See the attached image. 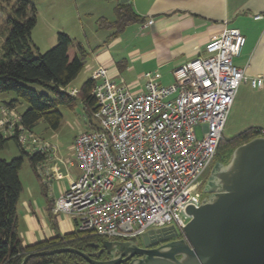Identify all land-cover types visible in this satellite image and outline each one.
Wrapping results in <instances>:
<instances>
[{
    "label": "built area",
    "instance_id": "1",
    "mask_svg": "<svg viewBox=\"0 0 264 264\" xmlns=\"http://www.w3.org/2000/svg\"><path fill=\"white\" fill-rule=\"evenodd\" d=\"M243 45L238 30L224 29L202 56L174 69L172 85L160 86L145 74L144 90L136 94L111 81L106 68L97 69L90 79L92 126L71 146L79 175L54 201L52 213L74 221L79 232L108 240L168 226L180 232L188 219L185 208L200 203L201 181L238 88L248 81L232 63ZM248 82L258 89L263 80ZM17 122L15 110L0 109L4 133L11 135ZM26 133L19 134L20 143ZM44 149L33 152H49Z\"/></svg>",
    "mask_w": 264,
    "mask_h": 264
},
{
    "label": "crops",
    "instance_id": "2",
    "mask_svg": "<svg viewBox=\"0 0 264 264\" xmlns=\"http://www.w3.org/2000/svg\"><path fill=\"white\" fill-rule=\"evenodd\" d=\"M99 1L105 2L108 16H100L98 20L113 22L116 7L122 5L120 0ZM124 4L130 6L141 22L127 25L114 38H110L112 31L101 30L97 24L91 29L92 38L85 44L71 38L73 46L68 56L72 59L83 55L84 67L64 92L71 96L70 93L75 91L77 94L72 97L80 103L82 110L81 86L100 67L106 68L111 81L131 93L144 90L145 74H150L160 86L167 87L174 82V69L202 56L204 46L212 37L220 35L224 29H236L244 38V45L232 63L243 71L248 81L262 79L263 83L258 89H252L248 81L240 84L223 132L229 130L236 136L250 128L264 130V20H254L255 16L264 15V0H128ZM148 21H152L151 25L143 29ZM97 31L104 32L105 37L94 39ZM79 32H84V28L80 26ZM74 106L65 108L73 109ZM50 156L46 153L34 172L41 184L43 200L34 207L28 201L24 202L22 216L17 215V234L22 246L77 230L74 221L53 213L49 216L48 210L69 182L78 177V165L73 157L74 162H62L64 166L60 167L57 158ZM38 167L44 169L49 183L54 180L65 183L58 185L56 192L49 191L37 174Z\"/></svg>",
    "mask_w": 264,
    "mask_h": 264
},
{
    "label": "trees",
    "instance_id": "3",
    "mask_svg": "<svg viewBox=\"0 0 264 264\" xmlns=\"http://www.w3.org/2000/svg\"><path fill=\"white\" fill-rule=\"evenodd\" d=\"M141 22L128 4H122L115 9L113 22L99 19V29L112 31L110 38L119 35L123 29L132 23ZM10 30L0 49V96L13 93L14 100L0 102V108L15 110L22 102L27 109L18 115L11 135L0 128V151L7 141L12 140L19 151L29 159L30 167L36 173V164L41 161L45 153H26L21 148L19 134L32 133L39 122H43L51 131L59 129L62 116L59 106L71 108L75 104V97L69 96L64 89L77 77L84 67L83 55L68 56L73 46L71 38L63 33L56 34V42L52 48L40 54L32 44L30 35L36 24V11L29 2L15 0L14 6L7 19ZM81 52V47L77 45ZM33 86L45 90L38 92ZM93 82L87 80L80 89L79 99L84 105V115L87 125L92 126L91 114L94 111V100L91 94ZM263 131V133H262ZM264 137V130L250 128L231 139L220 140L215 159L224 162L227 153L236 146L248 142L255 137ZM22 159L14 158L10 161L0 159V264H20L29 254L42 251L70 247L81 253L96 254L103 240L90 233L74 231L70 234L59 235L33 245L22 246L17 234L16 207L22 186L19 181V171ZM208 175V171L205 176ZM49 207L48 214L52 215ZM94 245H99L97 249ZM102 254L99 260H106ZM26 264H88L81 257L74 254H59L54 256L34 257Z\"/></svg>",
    "mask_w": 264,
    "mask_h": 264
},
{
    "label": "water",
    "instance_id": "4",
    "mask_svg": "<svg viewBox=\"0 0 264 264\" xmlns=\"http://www.w3.org/2000/svg\"><path fill=\"white\" fill-rule=\"evenodd\" d=\"M227 155L210 170L199 205L185 208L188 219L180 232L168 226L138 238H103L100 247L94 245L99 250L93 255L64 247L29 254L20 264L65 253L88 264H264V137L242 143ZM102 254L106 260H99Z\"/></svg>",
    "mask_w": 264,
    "mask_h": 264
},
{
    "label": "rangeland",
    "instance_id": "5",
    "mask_svg": "<svg viewBox=\"0 0 264 264\" xmlns=\"http://www.w3.org/2000/svg\"><path fill=\"white\" fill-rule=\"evenodd\" d=\"M14 1L15 0H0V49L10 30L7 19L14 6ZM25 1L33 5L36 11V24L31 31L30 38L32 44L37 48L40 54H43L54 46L57 33L66 34L70 38L79 40L85 44L86 40L92 38L91 29L94 27L96 28L95 25L97 24L98 18L100 16H108V8L105 2L99 0ZM80 26L84 28V32H79ZM104 37V32L97 31L94 39L100 40ZM76 82H78V80H76ZM33 88L37 89L38 92L46 93L45 90L35 86H33ZM14 99L15 96L13 93H6L0 96V102H9ZM27 108L25 103L20 102L16 106L15 113L20 115ZM58 110L62 116L59 129L57 131H51L43 122H39L32 133H26L24 138L23 134L21 135V148L26 153H32L33 148L37 150L45 148L49 150L48 153H50L51 159L56 157L57 164L62 167L64 166L62 162L72 160L74 162V156L71 152L73 137L83 130H86L88 121L79 102H75L73 109L59 106ZM235 134L236 133H230L229 130H225L223 132L224 137H222L221 140L229 139L235 136ZM196 135L197 137L200 136L199 129L196 130ZM14 158L22 159L21 169L19 171V181L22 186V192L17 205V215L21 217L23 214L24 202L28 201L34 207L36 203L43 199L40 194L41 184L30 168L28 157L19 151V148L12 140H9L0 151V159L10 161ZM37 174L42 183H45L46 186H48V190L51 192H56L57 186L65 183V181L62 180H54L49 183L47 179L48 176L42 167L37 168ZM50 184L51 187L49 186Z\"/></svg>",
    "mask_w": 264,
    "mask_h": 264
},
{
    "label": "flooded vegetation",
    "instance_id": "6",
    "mask_svg": "<svg viewBox=\"0 0 264 264\" xmlns=\"http://www.w3.org/2000/svg\"><path fill=\"white\" fill-rule=\"evenodd\" d=\"M214 163H215V162H214ZM214 163L211 165L210 169L208 170V174H209L210 170L212 169ZM207 177H208V175L204 176V178H203L202 181H201V190H202V188H203L204 183H205L206 180H207ZM180 238H181V236L177 237V239H180ZM162 244H164V243H162ZM159 245H161V244H159ZM154 247H155V246H154Z\"/></svg>",
    "mask_w": 264,
    "mask_h": 264
},
{
    "label": "bare ground",
    "instance_id": "7",
    "mask_svg": "<svg viewBox=\"0 0 264 264\" xmlns=\"http://www.w3.org/2000/svg\"><path fill=\"white\" fill-rule=\"evenodd\" d=\"M138 238V237H137Z\"/></svg>",
    "mask_w": 264,
    "mask_h": 264
}]
</instances>
